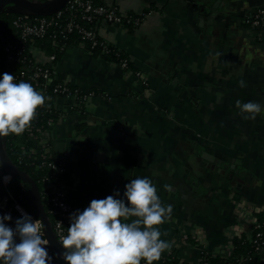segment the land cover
Wrapping results in <instances>:
<instances>
[{"label":"crops","instance_id":"obj_1","mask_svg":"<svg viewBox=\"0 0 264 264\" xmlns=\"http://www.w3.org/2000/svg\"><path fill=\"white\" fill-rule=\"evenodd\" d=\"M101 1L142 19L95 27L127 68L77 44L55 63L58 80L90 93L82 110L49 101L58 116L43 139L73 164L66 196L87 208L148 178L172 207L158 228L179 259L226 258L264 210V111L236 106L264 108V24L244 21L264 0Z\"/></svg>","mask_w":264,"mask_h":264},{"label":"clouds","instance_id":"obj_2","mask_svg":"<svg viewBox=\"0 0 264 264\" xmlns=\"http://www.w3.org/2000/svg\"><path fill=\"white\" fill-rule=\"evenodd\" d=\"M12 74L0 77V137L17 136L30 127L37 109L46 97L27 82H14ZM241 87L246 86L243 80ZM247 119H255L264 111L261 104L236 102ZM4 167L0 161V169ZM11 175L3 177L11 181ZM168 187V186H166ZM119 192L104 199H93L82 212H73L67 235L61 241L59 254L65 264H154L170 249L161 240L158 228L171 215V205L163 206L157 189L148 178H136L125 185L124 199ZM14 227L10 214L0 215V262L2 264H51L49 242L44 238L42 223L24 213ZM18 241V242H17Z\"/></svg>","mask_w":264,"mask_h":264},{"label":"built area","instance_id":"obj_3","mask_svg":"<svg viewBox=\"0 0 264 264\" xmlns=\"http://www.w3.org/2000/svg\"><path fill=\"white\" fill-rule=\"evenodd\" d=\"M141 19L140 15L123 13L116 6L95 4L94 0H69L61 9L48 15L19 13L13 20L15 38L8 40L2 48V58L10 66L5 73L12 74L15 77L14 82L16 83L21 81L30 83L34 89L46 97L45 104L39 107L45 113L57 112L49 104L52 98H61L68 101L70 109L82 110L90 93L81 92L71 86L68 81L58 80L55 69L56 55L46 54L44 50L36 47L34 43L37 40L47 38L56 50L64 53L69 47L71 35L78 34L82 45H89V48L99 45L101 46V53H108L107 43L98 39L96 30L90 28L88 25L101 21L120 26L130 24L137 27L141 23ZM244 21L252 28L264 24V5L248 14ZM127 62V59H121L119 65L122 68H126ZM53 123V118L49 117L45 119L43 124L30 125L24 131L26 137L44 147V133ZM33 151V149H30L29 153ZM66 155L60 154V157L56 160L47 162V166L51 169L52 173L56 174L64 169V158ZM6 175L10 174L5 172L3 168L0 169V186L3 190L0 208L7 213L13 210L16 214H10L20 218L21 212L18 211L19 208L24 213L29 214L33 220H39L37 216L30 214L11 193L12 178L10 182H5L3 177ZM49 181V176H45L42 179L45 185L44 188L51 193L49 198V213L54 217V222H52L53 230L57 239L61 242L63 237L67 235V229L70 226V215L77 210L82 212L85 208L68 201L62 184H51ZM8 200L12 202V208L9 210L4 207ZM252 225H254L255 229L261 227L255 218L252 221ZM253 243L256 249L264 246V233L262 231H258L255 234ZM48 252L52 256L51 253L53 252L50 250ZM140 264H145V262L142 261Z\"/></svg>","mask_w":264,"mask_h":264},{"label":"trees","instance_id":"obj_4","mask_svg":"<svg viewBox=\"0 0 264 264\" xmlns=\"http://www.w3.org/2000/svg\"><path fill=\"white\" fill-rule=\"evenodd\" d=\"M95 4H103L101 0H94ZM19 14V12H13V11H3L0 14V77L7 71V69L10 68L9 64L4 62L3 60V46L4 44L11 39L15 38V29L13 33L4 35L8 28V20L13 15L16 16ZM80 23H82L80 20H78ZM101 21H96L92 24H89L88 26L95 30L96 25ZM85 25V24H84ZM87 26V25H86ZM124 27H128L129 30L134 29L135 27L130 24H125ZM98 39L102 40L99 36ZM103 41V40H102ZM35 46L44 50L46 54H55V63L58 60V58L63 54L56 50L50 41L46 38L43 40H37L35 43ZM81 45L82 47L91 50L93 53H99L101 52V46H95L93 48H89V45H82L79 40L78 34L71 35L69 45ZM108 45V44H107ZM109 52L108 53H102V57L107 60H112L114 62L119 63L121 59H126L125 55L119 51L116 47L112 45H108ZM128 67V62L127 66ZM36 118L31 122V125H40L43 124L45 119L51 117L55 121L56 117L58 116V113L51 112V113H45L43 109L38 108L37 110ZM4 141V147L6 150L7 155L9 158L23 171H25L37 184L38 189L40 191L41 200L44 205V209L50 218L51 222H54V217L49 213V198L51 196V193L45 189V185L42 182L43 177L49 176L50 183L56 184L60 183L63 186L64 191L66 190V186L69 185L71 179V173L73 169V164L70 161L68 155L64 158V169L59 173H52L51 169L47 166V162L54 161L60 155L54 154L50 148L49 144L45 142V146L42 147L38 143H34L33 141L29 140L26 137L25 132L23 134L17 136L15 134H9L7 137H3ZM30 149H33L34 151L32 153H29ZM0 186V191H1ZM11 193L21 202V204L27 209V211L36 216L34 206L32 199L30 197V194L26 188V186L17 179L12 178L11 181ZM2 201V196L0 192V204ZM68 201H70L68 199ZM71 202V201H70ZM11 200H8L5 204V208L7 210L11 209ZM72 203V202H71ZM12 214H16L13 210L10 211ZM0 215H4L0 211ZM255 219L258 224H260L259 229H255L254 225H252V231H251V237L249 239H246L245 237H241L240 240L234 244L231 254L226 257H219V256H212L208 253H203L201 255V259L199 260L198 264H259L260 262V252L264 246H261L259 249L255 248V245L253 243V240L255 239V234L258 231H262L264 233V210L259 211L255 214ZM14 220L11 219V221L6 222L9 226L14 227ZM53 256V259L51 261V264H65L64 260L58 256H56L54 253H51ZM144 260H141V262ZM145 262V261H144ZM154 264H187L185 262H182L179 257L176 255L174 249L170 247V249L165 250L161 254V258L158 261H155Z\"/></svg>","mask_w":264,"mask_h":264},{"label":"water","instance_id":"obj_5","mask_svg":"<svg viewBox=\"0 0 264 264\" xmlns=\"http://www.w3.org/2000/svg\"><path fill=\"white\" fill-rule=\"evenodd\" d=\"M69 0H0V14L3 11H13L34 15H48L61 9ZM0 161H3V170L12 178L20 180L27 188L33 202L35 214L42 223L44 238L49 242L48 250L60 257L63 251L61 242L57 239L52 222L48 217L41 200L40 191L36 182L22 169H20L7 155L3 137H0ZM4 214H10L0 208ZM15 221L18 219L10 214ZM61 258V257H60Z\"/></svg>","mask_w":264,"mask_h":264},{"label":"rangeland","instance_id":"obj_6","mask_svg":"<svg viewBox=\"0 0 264 264\" xmlns=\"http://www.w3.org/2000/svg\"><path fill=\"white\" fill-rule=\"evenodd\" d=\"M16 16L13 17V15L10 17V19L8 20V28L9 30H7V32L2 35V36H6L7 34H11L14 31V26H13V20L15 19Z\"/></svg>","mask_w":264,"mask_h":264}]
</instances>
